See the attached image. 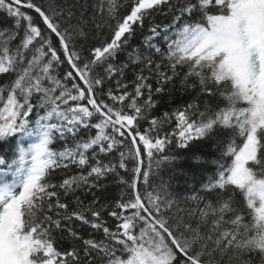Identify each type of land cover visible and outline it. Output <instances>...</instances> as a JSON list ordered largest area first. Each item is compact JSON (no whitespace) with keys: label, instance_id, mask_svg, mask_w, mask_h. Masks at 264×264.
<instances>
[{"label":"snow or ice","instance_id":"6c2138e0","mask_svg":"<svg viewBox=\"0 0 264 264\" xmlns=\"http://www.w3.org/2000/svg\"><path fill=\"white\" fill-rule=\"evenodd\" d=\"M5 76L0 264H264V0H0Z\"/></svg>","mask_w":264,"mask_h":264},{"label":"trees","instance_id":"16d2710c","mask_svg":"<svg viewBox=\"0 0 264 264\" xmlns=\"http://www.w3.org/2000/svg\"><path fill=\"white\" fill-rule=\"evenodd\" d=\"M84 0H81L83 3ZM89 5L94 4L95 0H87ZM89 14H91V8H89ZM107 34V33H105ZM140 43V38H138L133 46L135 47ZM126 58V53L122 54L119 59L122 61ZM7 77H0V81L6 80ZM132 80L131 72L129 73V81ZM131 90V89H129ZM179 98L177 103H179ZM6 147V146H5ZM181 157L190 156L191 150L185 152L177 150ZM200 151L203 153V160L199 165H194L189 159H182L176 164V169H183L184 174L174 171L172 168L163 167L160 172V178L168 180L170 183V193L171 196L176 200L178 207H183L185 201L192 196L205 197L206 199L211 197H206L205 193L201 190L202 184L205 183L208 177L212 176L216 171V166L212 163L219 155L211 147H201ZM145 167H147V160H145ZM170 178V179H169ZM141 190H143L144 185L141 183ZM117 190L115 188L110 189V193L115 195Z\"/></svg>","mask_w":264,"mask_h":264}]
</instances>
